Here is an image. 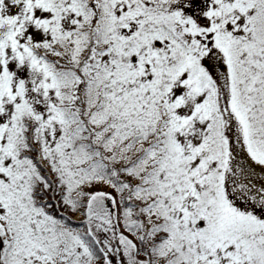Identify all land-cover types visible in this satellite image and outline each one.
Returning a JSON list of instances; mask_svg holds the SVG:
<instances>
[{
	"label": "snow or ice",
	"instance_id": "6c2138e0",
	"mask_svg": "<svg viewBox=\"0 0 264 264\" xmlns=\"http://www.w3.org/2000/svg\"><path fill=\"white\" fill-rule=\"evenodd\" d=\"M0 264H264V0H0Z\"/></svg>",
	"mask_w": 264,
	"mask_h": 264
}]
</instances>
